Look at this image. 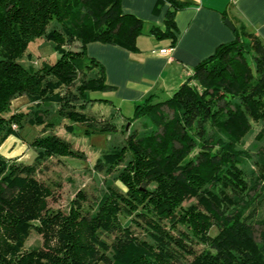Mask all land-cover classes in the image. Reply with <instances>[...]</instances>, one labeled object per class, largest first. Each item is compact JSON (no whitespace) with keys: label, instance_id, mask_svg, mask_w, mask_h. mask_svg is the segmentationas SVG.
Listing matches in <instances>:
<instances>
[{"label":"trees","instance_id":"trees-1","mask_svg":"<svg viewBox=\"0 0 264 264\" xmlns=\"http://www.w3.org/2000/svg\"><path fill=\"white\" fill-rule=\"evenodd\" d=\"M160 3L170 6L164 28L148 30L123 12L122 0H0V147L11 136L24 139L26 120L42 127L31 144L34 164L0 154V264H264V147L260 174L249 180L243 167L250 156L240 148L251 120L264 121V42L244 27L170 98L152 94L123 116L131 125L123 126V145L102 153L93 168L112 173L123 165L118 180L125 190L109 187L100 201L81 190L65 212L50 207L52 185L38 178L48 169L44 161L86 158L55 132L59 123L46 120L42 104L57 105L70 133L79 132L77 123L89 137L118 132L113 116L98 123L84 113L95 101L111 105L92 93L115 90L87 47L137 53V39L150 35L174 48L175 16L186 3ZM40 38L57 58L40 67L23 64ZM23 96L37 103L34 119L11 111ZM138 122L143 132L132 129ZM257 139H264V128ZM32 230L43 245L26 250Z\"/></svg>","mask_w":264,"mask_h":264},{"label":"crops","instance_id":"crops-1","mask_svg":"<svg viewBox=\"0 0 264 264\" xmlns=\"http://www.w3.org/2000/svg\"><path fill=\"white\" fill-rule=\"evenodd\" d=\"M160 1L122 0V9L143 20L148 30L163 29L170 6ZM181 1L186 7L175 16L177 43L174 48H170V40H158L150 35L137 39V53L110 44L88 45V56L103 67L107 84L115 88L106 93L112 100L108 104L112 106L116 102L122 118L123 109L134 114L135 105L152 94L170 98L200 62L214 55L219 46L234 42L235 32L225 24L226 19L235 28L244 27L248 34L264 42V0ZM161 50L168 52L160 54ZM26 135L29 137V132ZM26 142V136L23 140L11 136L1 146L0 149H7L1 154L8 160L17 157V161L24 162Z\"/></svg>","mask_w":264,"mask_h":264},{"label":"rangeland","instance_id":"rangeland-1","mask_svg":"<svg viewBox=\"0 0 264 264\" xmlns=\"http://www.w3.org/2000/svg\"><path fill=\"white\" fill-rule=\"evenodd\" d=\"M74 48V47H73ZM29 54V55H28ZM28 54L23 56V64L30 66L40 67L43 62H53L57 58V53L53 50V45L47 42L45 39H36L30 43L28 47ZM31 56V57H30ZM91 96L98 100L109 99L107 94L96 92L92 93ZM57 105L55 104H42L40 110H48L49 114L46 120H54L59 123L58 127L55 128V132L64 137L65 139L74 142V147L85 154V160L78 158H52L49 161H44L43 166H47L48 169L42 174L38 175V178L48 184L52 185L53 196L49 199L50 207L55 210H62L68 212L70 208L71 201L76 197L79 191H85L90 197H95L97 201H100L107 192L109 187L125 190L118 180L119 173L123 169V165H119L115 171L112 173L108 172H98L94 170L93 166L96 159L104 152L110 151L115 147H120L123 145V140L125 135L122 134L123 126L126 125V129L129 127L126 121L123 120L121 115H118L117 103L111 105H106L105 102H93L88 105V109L84 113L95 119L96 122L109 121L110 117H114V122L118 126V132L105 134V135H94L93 137L86 136L82 134L84 126L82 123L75 124L76 129L79 132L70 133L65 130V126L70 122L67 120H60L57 117ZM38 110L37 103L31 104L26 97H19L12 103L11 111L13 113H28L26 117L30 119L35 118V114ZM122 114L124 116H132V112L123 109ZM27 130L24 132V128L21 130L22 136H26L27 142L23 150V161H18L23 164L32 165L35 163V157L37 150L31 146L32 142L36 137L40 136L42 127L31 126L29 123H24ZM24 126V127H25ZM264 128V121H253L251 120L250 126L246 131L245 135L242 137L241 149L250 156V160L244 168L247 179L249 180L253 176V172L260 174L258 168V152L264 147V139L258 141V136L261 130ZM17 130L18 127H14ZM132 129H138L143 132L141 124L135 123L132 125ZM29 132V137L26 133ZM16 137V136H15ZM1 148V147H0ZM7 150L6 148L0 149V154L2 151ZM10 151V149H9ZM23 152V151H22ZM2 155V154H1ZM3 158H5L2 155ZM6 159V158H5ZM7 161L14 162L17 161V157ZM196 203L195 199L188 200L184 203V206ZM260 214L264 215V202L260 207ZM218 233V229L213 227L211 230V235L215 236ZM43 238L37 231L32 230L29 238L25 243L26 250H31L33 248L42 247Z\"/></svg>","mask_w":264,"mask_h":264},{"label":"water","instance_id":"water-1","mask_svg":"<svg viewBox=\"0 0 264 264\" xmlns=\"http://www.w3.org/2000/svg\"><path fill=\"white\" fill-rule=\"evenodd\" d=\"M225 24H226V25H227L232 31H235V30H236L234 24H233L229 19H226Z\"/></svg>","mask_w":264,"mask_h":264},{"label":"built area","instance_id":"built-area-1","mask_svg":"<svg viewBox=\"0 0 264 264\" xmlns=\"http://www.w3.org/2000/svg\"><path fill=\"white\" fill-rule=\"evenodd\" d=\"M167 52H168V50H161L160 54H167ZM14 127H16V126H14Z\"/></svg>","mask_w":264,"mask_h":264}]
</instances>
